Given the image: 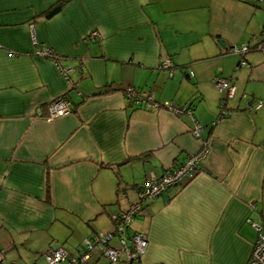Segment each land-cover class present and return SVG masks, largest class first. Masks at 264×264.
Returning <instances> with one entry per match:
<instances>
[{"label":"crops","instance_id":"0c3cea01","mask_svg":"<svg viewBox=\"0 0 264 264\" xmlns=\"http://www.w3.org/2000/svg\"><path fill=\"white\" fill-rule=\"evenodd\" d=\"M31 28L72 64L70 80L35 53ZM262 31L256 0H0V264H47L60 246L78 254L145 181L203 143L195 176L130 222L147 235L140 264H245L250 221L264 220ZM243 44L248 65L229 51ZM215 77L233 86L223 106ZM128 86L190 113L135 105ZM63 94L70 112L48 118Z\"/></svg>","mask_w":264,"mask_h":264},{"label":"built area","instance_id":"2783aa9c","mask_svg":"<svg viewBox=\"0 0 264 264\" xmlns=\"http://www.w3.org/2000/svg\"><path fill=\"white\" fill-rule=\"evenodd\" d=\"M259 3L264 0H256ZM96 30H91L89 36H97ZM264 38V31H262ZM31 41L35 44V53L43 57H49L54 60L63 76L70 80V72L73 69L71 63H60L54 51L37 42L33 28H31ZM261 43L255 45V48H261ZM251 49L249 45H233L229 51L237 53L241 56L240 65H248L245 58L246 53ZM169 64L168 60H164L163 65ZM191 73V72H190ZM213 86L221 92L224 97L220 101L223 106L225 100L233 94V86L228 78L215 77ZM124 94L130 98L135 105L145 103L148 107L157 108L163 106L176 114L190 113V110L185 105H174L172 103L157 102L152 93L145 89H135L128 86L124 89ZM261 101H257L255 108L260 107ZM48 118L63 116L70 112L69 99L66 94L60 95L47 104ZM227 112V109L221 111V115ZM199 126L196 124L191 130L194 135L198 134ZM207 146L202 144L200 149L193 154L188 155L181 162H178L171 168L165 170L160 176L152 175L149 180L145 181L137 191V200L132 201L124 209L118 212L114 219V227L110 231L96 232L90 237L85 238L83 247L78 254H71L63 247H57L48 250L45 253L47 264H90L93 257L98 254L107 259L108 264H140L141 254L147 247V235L141 231H129V224L133 218L145 213L146 201L153 199L172 185L183 184L192 179L197 172V162L206 155ZM251 225L256 230V239L253 243L249 258L245 264H264V220L260 223L250 221ZM5 247H0V262L4 258Z\"/></svg>","mask_w":264,"mask_h":264},{"label":"water","instance_id":"95a60500","mask_svg":"<svg viewBox=\"0 0 264 264\" xmlns=\"http://www.w3.org/2000/svg\"><path fill=\"white\" fill-rule=\"evenodd\" d=\"M59 8H60V5H56V6H54L53 8H51V9L47 12L46 16L49 17L50 15H52L53 13H55Z\"/></svg>","mask_w":264,"mask_h":264},{"label":"trees","instance_id":"16d2710c","mask_svg":"<svg viewBox=\"0 0 264 264\" xmlns=\"http://www.w3.org/2000/svg\"><path fill=\"white\" fill-rule=\"evenodd\" d=\"M262 41H264V38H262Z\"/></svg>","mask_w":264,"mask_h":264},{"label":"rangeland","instance_id":"374dc122","mask_svg":"<svg viewBox=\"0 0 264 264\" xmlns=\"http://www.w3.org/2000/svg\"><path fill=\"white\" fill-rule=\"evenodd\" d=\"M103 258H101V260H102ZM103 261V260H102Z\"/></svg>","mask_w":264,"mask_h":264}]
</instances>
